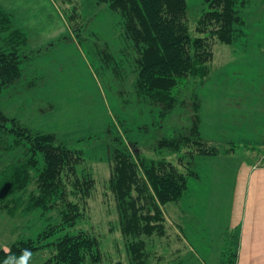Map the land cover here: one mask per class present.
Segmentation results:
<instances>
[{
    "label": "rangeland",
    "instance_id": "obj_1",
    "mask_svg": "<svg viewBox=\"0 0 264 264\" xmlns=\"http://www.w3.org/2000/svg\"><path fill=\"white\" fill-rule=\"evenodd\" d=\"M187 3L189 26L197 36L205 0ZM0 5L12 13L13 24L26 32L25 50L31 55L21 65L22 79L0 94L1 106L31 130L56 133L61 142L80 151L84 157L80 172L90 173L95 179L83 207V219L76 228L64 232L82 228L98 236L103 255L100 264H130L115 197L108 188L109 157L117 147L116 137L122 135L127 144L136 141L141 152L157 157L158 140L188 127L193 120L192 108L178 109L164 118L159 107L137 95L136 54L125 39L120 16L107 5L96 0H0ZM242 9L245 24L241 34L232 44L216 41L210 74L194 79L196 83L189 86H194V93L202 101V136L209 145L222 149L231 141L256 148L264 144V0H251ZM191 91L189 88L187 96ZM15 150L7 153L0 146V168L20 154ZM197 158L189 164L194 171L199 167ZM195 188H188L180 201L166 205L170 235L164 242L153 241L157 254L166 256L161 264L168 262L177 247L181 253L171 264H213L203 246L210 242V249H219L223 225L219 215L207 223L194 215V206L198 207ZM220 198L229 206L235 203L229 196ZM176 208L181 210V220L173 215ZM231 208L237 213V207ZM52 214L57 215L54 211ZM55 222L57 218L51 220L48 214L10 217L0 209V246L9 250L18 238L35 237ZM233 224L225 231V245L229 252L238 248L239 264L242 239L240 230L238 239L234 234L239 225L237 216ZM54 239L49 237L43 243ZM52 249L53 245H47L33 253L28 264H44ZM224 260L223 254L220 264Z\"/></svg>",
    "mask_w": 264,
    "mask_h": 264
},
{
    "label": "trees",
    "instance_id": "obj_2",
    "mask_svg": "<svg viewBox=\"0 0 264 264\" xmlns=\"http://www.w3.org/2000/svg\"><path fill=\"white\" fill-rule=\"evenodd\" d=\"M96 1L121 18L125 39L136 54L137 95L159 107L164 118L189 107L194 114L188 127L158 140L157 157L141 152L136 141L127 144L122 135L116 137L117 147L109 157L108 188L115 197L129 262L161 264L166 256L157 254L153 241L164 242L170 235L166 205L182 199L190 177L199 178L189 164L197 157L243 150L238 142L231 141L222 149L204 139L200 127L202 101L191 87L194 79L210 74L214 43L232 44L241 34L245 24L242 8L251 0H205L197 36L189 26L187 0ZM27 43L26 32L13 24L12 13L0 5V94L22 79L21 65L25 58V62L31 58L25 50ZM189 88L193 93L187 96ZM0 144L7 153L14 148L20 150L0 168V209L10 217L48 214L49 219L58 220L35 237L18 238L9 250L0 246V264L9 257L18 260L25 249L32 255L47 245H53V249L44 264H100L103 255L98 236L82 228L64 232L76 228L83 219V207L95 184L90 173L80 172L82 153L61 142L56 133L31 130L18 117L9 116L1 104ZM252 150L260 151L264 164V148ZM238 231H234L237 239ZM53 236V241L43 243ZM226 246L224 264H236L238 248L229 252ZM171 253L164 264H171L181 250L177 247Z\"/></svg>",
    "mask_w": 264,
    "mask_h": 264
},
{
    "label": "crops",
    "instance_id": "obj_3",
    "mask_svg": "<svg viewBox=\"0 0 264 264\" xmlns=\"http://www.w3.org/2000/svg\"><path fill=\"white\" fill-rule=\"evenodd\" d=\"M253 147L256 146L243 145V150L200 157L197 162L199 178H194L189 186L190 189L196 186L194 190L198 196L194 215L206 223L219 215V222L223 225L219 230L218 250L209 248L213 243L202 244L208 260L213 264H220L222 260L226 244L224 234L233 227L235 216L242 239L239 264L242 261L247 264L245 260L264 264V164L260 151L252 150ZM259 148H264V144ZM222 195L229 196L235 203L231 206L222 203ZM231 207H237V213ZM173 212L181 220V210L176 208Z\"/></svg>",
    "mask_w": 264,
    "mask_h": 264
},
{
    "label": "clouds",
    "instance_id": "obj_4",
    "mask_svg": "<svg viewBox=\"0 0 264 264\" xmlns=\"http://www.w3.org/2000/svg\"><path fill=\"white\" fill-rule=\"evenodd\" d=\"M30 257H31V251L25 249L23 251V254L19 257L18 260H15L14 257H9L8 259L5 260V264H28Z\"/></svg>",
    "mask_w": 264,
    "mask_h": 264
}]
</instances>
